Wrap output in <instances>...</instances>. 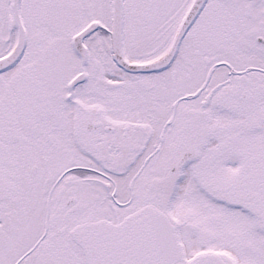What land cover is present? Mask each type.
<instances>
[{
    "label": "snow or ice",
    "instance_id": "6c2138e0",
    "mask_svg": "<svg viewBox=\"0 0 264 264\" xmlns=\"http://www.w3.org/2000/svg\"><path fill=\"white\" fill-rule=\"evenodd\" d=\"M0 264H264V0H0Z\"/></svg>",
    "mask_w": 264,
    "mask_h": 264
}]
</instances>
